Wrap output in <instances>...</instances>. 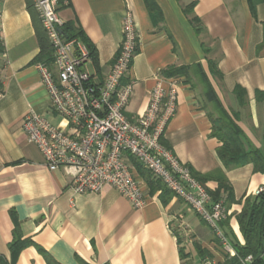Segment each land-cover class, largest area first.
Returning a JSON list of instances; mask_svg holds the SVG:
<instances>
[{"label":"crops","instance_id":"1","mask_svg":"<svg viewBox=\"0 0 264 264\" xmlns=\"http://www.w3.org/2000/svg\"><path fill=\"white\" fill-rule=\"evenodd\" d=\"M154 1L158 11L146 0H61L58 12L63 33L81 31L76 39L92 52L84 68L101 83L116 60L131 9L138 49L122 80L133 85L125 114L140 118L150 92L159 83L174 84L177 109L163 144L194 174L211 176L204 181L210 193L220 189V179L227 181L230 191L220 194L228 211L226 231L244 244L237 215L245 199L264 188V172L255 171L253 163L224 165L212 115L236 114L248 141L264 148V0ZM36 12L29 0H0V256L11 258L17 230L32 243L15 264H48L39 246L59 264H195L196 254L221 263L223 251L208 224L136 158L128 155L148 199L143 208L133 207L109 184L97 193H76L64 169L48 168L22 124L30 112L60 122L36 67L41 53ZM179 67L184 71L167 73ZM238 87L247 92L245 104ZM182 224L192 240L180 234Z\"/></svg>","mask_w":264,"mask_h":264},{"label":"built area","instance_id":"2","mask_svg":"<svg viewBox=\"0 0 264 264\" xmlns=\"http://www.w3.org/2000/svg\"><path fill=\"white\" fill-rule=\"evenodd\" d=\"M53 48V67L38 62L36 67L50 100L52 118L30 112L23 118L28 140L42 153L52 171L64 169L71 177L76 193H97L112 185L133 207L143 208L148 199L129 161L135 157L141 165L186 202L214 233L223 256L235 255L222 223L228 211L224 201H215L208 187L200 182L190 167L162 142L164 131L177 109L174 84L164 88L159 83L150 92L146 113L136 120L125 114L133 91L123 84L138 49V33L131 9L123 20V39L114 64L101 83H95L84 65L91 58L87 45L67 38L61 29V0H31ZM264 190L256 191V195ZM179 232L192 240L184 224ZM252 256L245 261L250 262ZM224 261V259H223ZM201 264H219L204 259Z\"/></svg>","mask_w":264,"mask_h":264},{"label":"trees","instance_id":"3","mask_svg":"<svg viewBox=\"0 0 264 264\" xmlns=\"http://www.w3.org/2000/svg\"><path fill=\"white\" fill-rule=\"evenodd\" d=\"M29 2L30 8L35 9L32 1L29 0ZM146 3L150 10L158 11L157 5L154 0H146ZM254 6L255 3L252 1V7ZM34 21L37 36L41 45V53L37 58V61L51 65V63L53 62V48L50 44L45 29L42 26L40 18L39 22L41 25L36 21V18H34ZM64 34L67 38H78L79 36H82L81 31L75 30L73 28H65ZM87 47L90 51V54L92 55L90 46L87 45ZM3 53L4 46L2 44V41L0 40V57ZM182 71H184V68L179 67L173 68L167 73L176 74ZM212 72L215 75L219 74V71L218 69H216L214 63H212ZM236 93L240 102L242 104H245L247 96L246 90L242 87H238L236 89ZM212 122L213 134L222 142L221 147L218 149V156L227 168L241 166L247 163H253L255 171L264 172V148H257L250 141H248L243 129L236 123V114L230 115L228 112L222 111L218 114L217 117H214L212 115ZM161 142L163 143L162 138ZM193 175L204 184V181L211 177L209 175L199 177L194 173ZM164 187L165 189L169 190L165 185ZM222 190L230 191V188L225 179H220V189L217 192H211V195L213 196V199L215 201L221 200L220 194ZM237 219L240 225V230L244 237V244H240L229 237L225 226L226 221H224L222 223V226L236 253L233 256L225 254L224 261L219 264H264V190L260 194H257L255 197H247L245 199L243 208L237 215ZM31 243V239H23L21 235H19L17 230H15L13 239L9 244L11 258L7 259L4 256H0V264H15L19 253ZM38 249L40 252H42L48 264H59L42 247L39 246ZM248 256H252L250 262L245 261ZM209 257L213 258V255Z\"/></svg>","mask_w":264,"mask_h":264},{"label":"rangeland","instance_id":"4","mask_svg":"<svg viewBox=\"0 0 264 264\" xmlns=\"http://www.w3.org/2000/svg\"><path fill=\"white\" fill-rule=\"evenodd\" d=\"M214 258V257H213ZM213 258H211V257H209V256H205L204 257V259H209V260H213ZM204 259L202 260V259H200L199 257H198V255L196 254V256H193V258L191 259V262L192 263H195V264H201L203 261H204Z\"/></svg>","mask_w":264,"mask_h":264},{"label":"water","instance_id":"5","mask_svg":"<svg viewBox=\"0 0 264 264\" xmlns=\"http://www.w3.org/2000/svg\"><path fill=\"white\" fill-rule=\"evenodd\" d=\"M61 32H63V30L61 29Z\"/></svg>","mask_w":264,"mask_h":264}]
</instances>
